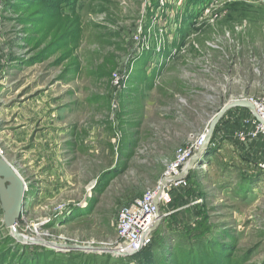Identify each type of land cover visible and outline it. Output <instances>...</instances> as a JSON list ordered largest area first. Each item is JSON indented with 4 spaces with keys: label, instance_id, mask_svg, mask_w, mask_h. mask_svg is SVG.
Returning a JSON list of instances; mask_svg holds the SVG:
<instances>
[{
    "label": "rangeland",
    "instance_id": "rangeland-1",
    "mask_svg": "<svg viewBox=\"0 0 264 264\" xmlns=\"http://www.w3.org/2000/svg\"><path fill=\"white\" fill-rule=\"evenodd\" d=\"M228 78L264 79V0H0L5 157L23 172L48 137V156L83 182L92 178L81 195L68 189L48 203L29 174L19 230L112 246L119 208L160 180L190 133L206 130ZM254 88L247 96L264 98ZM226 157L210 146L192 177L208 213L206 238L224 234L229 264H264V171ZM174 227L163 224L153 251L197 247ZM8 235L45 247L17 241L0 203V264L6 247L24 261Z\"/></svg>",
    "mask_w": 264,
    "mask_h": 264
},
{
    "label": "crops",
    "instance_id": "crops-1",
    "mask_svg": "<svg viewBox=\"0 0 264 264\" xmlns=\"http://www.w3.org/2000/svg\"><path fill=\"white\" fill-rule=\"evenodd\" d=\"M222 98L224 102L229 99H234L242 96H247L248 92L255 87V90L264 91V79L257 80H235L226 79V84L223 85ZM221 95L220 93H218ZM227 95V96H226ZM255 118L253 111L246 107H235L229 110L219 122L215 138L219 140L217 144L218 152L225 154L226 158H232L233 162H240L242 165L256 166L260 161L264 159V135L260 134L257 137H249L247 140H241L238 136L240 131L249 132L254 129L255 125L253 119ZM46 136V135H45ZM39 146L38 155L26 156L25 163L23 164L25 171L23 172L16 166L24 179L28 180L29 174H32L34 179L38 180L37 183L42 186V195L47 202H54L58 197L66 196L65 193L68 189L72 190V194L79 196L87 189L91 183V176L87 174V182H83L80 179V175L75 177V174L69 173L64 170V161L60 156L53 155L50 157L47 155L48 150L52 148V144H55L51 138H42ZM187 141V139H186ZM185 141V143H186ZM43 142V143H42ZM184 143V144H185ZM174 156V155H173ZM68 164V163H66ZM201 166V160L196 164L194 168L190 170L187 177L190 181L191 187L187 188L184 192V199L182 203L193 202L200 195V191L192 177L196 170ZM106 171V170H105ZM89 179V180H88ZM35 181V180H34ZM32 182L30 181L29 184ZM36 182H34L35 184ZM178 193L175 191V195ZM75 205L81 204V202L75 201ZM203 203V200L199 203ZM182 207V206H181ZM181 224L187 225L193 223L196 220L194 214H190V211L184 212L180 215Z\"/></svg>",
    "mask_w": 264,
    "mask_h": 264
},
{
    "label": "trees",
    "instance_id": "trees-1",
    "mask_svg": "<svg viewBox=\"0 0 264 264\" xmlns=\"http://www.w3.org/2000/svg\"><path fill=\"white\" fill-rule=\"evenodd\" d=\"M14 4L16 6V4L19 3ZM213 139H215V134ZM176 192L178 193L177 195H175V192L173 194V209H177L187 204L182 203L185 190L182 189ZM199 197L202 198L201 193ZM30 204L31 201L29 205ZM188 210L190 211V214H194L197 218L193 223L182 225L180 215ZM165 223L169 225V228L173 227V229H175V225L178 227L180 226L182 229L180 230L183 233L180 238L182 240L187 239L193 241V243H196L197 247L184 249L181 246L185 245L179 242L178 246H176V243L171 245L173 247L176 246L175 250L170 247L166 250L162 246V253L159 250L153 251V246H155L162 238V233H160V231ZM210 228L208 213L206 212L204 204L197 203L186 207L185 209H179L169 217H164L157 229L159 230V234H154L152 243L134 255L114 256L110 253L98 254L81 251L73 253H57L47 247H42V249L36 251L34 250V247L37 246L18 244L13 237L8 235L7 239L10 240L15 247L23 249L24 255L28 257L24 261L18 262L17 259L19 253L7 249L8 247H6L1 250L3 253L1 254V258H4L5 264H136V262L138 264H229L232 255L229 254V247L224 238V234H213L212 237L206 238L207 234H209Z\"/></svg>",
    "mask_w": 264,
    "mask_h": 264
},
{
    "label": "built area",
    "instance_id": "built-area-1",
    "mask_svg": "<svg viewBox=\"0 0 264 264\" xmlns=\"http://www.w3.org/2000/svg\"><path fill=\"white\" fill-rule=\"evenodd\" d=\"M242 97H246L254 103L259 116L263 120V122H260L254 118L255 127L253 130L249 132L240 131L238 133L239 138L245 141L249 137L264 135V98ZM205 132L206 130L200 133H190L186 143L178 147L173 159L166 163L165 171L160 180L148 187L141 195L134 197L119 208L116 219L117 240L112 242V246H120L121 248L138 247L141 244L144 247L147 246L153 240L154 231H152V227L157 220L159 212L162 213L163 217H169L177 210L185 209L203 200L201 197H197L193 202H189L182 207L172 208L174 192L191 187L188 177L181 176V173L190 158L203 145ZM218 142L217 138L212 139L210 146L215 147ZM0 155L5 157V149L1 144ZM257 169L264 171V159L258 163ZM177 177L179 178L175 179ZM162 179H166L167 183L161 189L160 182ZM156 197L159 198L158 204L155 202ZM61 208L62 206L58 207L59 210ZM22 209L25 211V203Z\"/></svg>",
    "mask_w": 264,
    "mask_h": 264
},
{
    "label": "water",
    "instance_id": "water-1",
    "mask_svg": "<svg viewBox=\"0 0 264 264\" xmlns=\"http://www.w3.org/2000/svg\"><path fill=\"white\" fill-rule=\"evenodd\" d=\"M235 107H246L253 111L254 116L260 122H263L259 116L254 103L246 97H238L229 99L225 104L214 114L210 119L208 127L205 132L203 145L201 148L190 158L186 167L181 173V176H187L192 168L202 159L206 150L210 147L211 141L214 137L216 128L224 117V115ZM179 177L175 178L178 179ZM167 183L166 179L160 182L161 189ZM30 184L24 179L16 166L6 157L0 155V203L4 212V223L9 228L11 234L17 241L29 244L43 245L47 248L58 250H80L87 252H101L110 253L114 256H130L141 251L143 244L138 247L121 248L120 246H106V245H92V244H78L59 240H53L42 237H33L25 235L18 228V222L23 218L25 211L22 209L26 199L27 192ZM155 202L159 203V198L156 197ZM162 213H158L157 220L155 221L152 231L158 229L163 220Z\"/></svg>",
    "mask_w": 264,
    "mask_h": 264
},
{
    "label": "bare ground",
    "instance_id": "bare-ground-1",
    "mask_svg": "<svg viewBox=\"0 0 264 264\" xmlns=\"http://www.w3.org/2000/svg\"><path fill=\"white\" fill-rule=\"evenodd\" d=\"M58 250V249H57ZM74 251V250H73Z\"/></svg>",
    "mask_w": 264,
    "mask_h": 264
}]
</instances>
